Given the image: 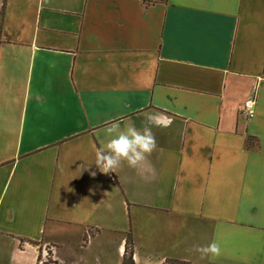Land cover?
Returning a JSON list of instances; mask_svg holds the SVG:
<instances>
[{
  "label": "crops",
  "instance_id": "obj_1",
  "mask_svg": "<svg viewBox=\"0 0 264 264\" xmlns=\"http://www.w3.org/2000/svg\"><path fill=\"white\" fill-rule=\"evenodd\" d=\"M114 121L156 147L102 173ZM128 234L135 264H264V0H0V264Z\"/></svg>",
  "mask_w": 264,
  "mask_h": 264
},
{
  "label": "clouds",
  "instance_id": "obj_2",
  "mask_svg": "<svg viewBox=\"0 0 264 264\" xmlns=\"http://www.w3.org/2000/svg\"><path fill=\"white\" fill-rule=\"evenodd\" d=\"M102 131L107 139L99 146L92 163L102 173L113 171L122 161L130 168H137L146 161L147 156L156 147L151 130L147 127L138 130L130 121L111 122ZM195 251L201 254V258L208 256L211 260L219 254L220 246L213 240L206 246L196 247Z\"/></svg>",
  "mask_w": 264,
  "mask_h": 264
},
{
  "label": "built area",
  "instance_id": "obj_3",
  "mask_svg": "<svg viewBox=\"0 0 264 264\" xmlns=\"http://www.w3.org/2000/svg\"><path fill=\"white\" fill-rule=\"evenodd\" d=\"M254 106H255V100L254 98H249L246 100L241 108V111L248 115V117L254 116ZM49 249L51 250V247L48 246V248L45 250H42V252L37 256L35 264H46L51 260V253H49ZM43 253V254H42ZM42 255V256H41ZM55 264V263H52ZM165 264V263H164Z\"/></svg>",
  "mask_w": 264,
  "mask_h": 264
},
{
  "label": "trees",
  "instance_id": "obj_4",
  "mask_svg": "<svg viewBox=\"0 0 264 264\" xmlns=\"http://www.w3.org/2000/svg\"><path fill=\"white\" fill-rule=\"evenodd\" d=\"M145 1H149L150 0H145ZM157 1V0H156ZM176 263H185L183 261H179V260H172ZM121 264H135V261H134V251H133V241H132V238H131V234H128L127 235V242H126V248H125V251H124V254H123V257H122V263Z\"/></svg>",
  "mask_w": 264,
  "mask_h": 264
},
{
  "label": "rangeland",
  "instance_id": "obj_5",
  "mask_svg": "<svg viewBox=\"0 0 264 264\" xmlns=\"http://www.w3.org/2000/svg\"><path fill=\"white\" fill-rule=\"evenodd\" d=\"M150 1H156V0H150ZM48 244H42L41 245V248H42V250H45L46 251V249L48 248ZM43 254V253H42ZM42 256V255H41ZM51 260H49V262L48 263H46V264H52V263H55V264H58L55 260H54V258L51 256V258H50ZM178 264V263H176V262H174V261H172V260H169V259H165V260H163L162 262H161V264ZM180 264V263H179ZM182 264H188L187 262H185V263H182Z\"/></svg>",
  "mask_w": 264,
  "mask_h": 264
}]
</instances>
